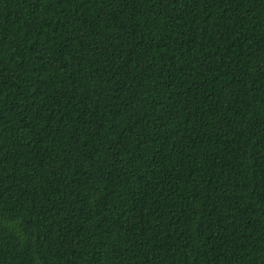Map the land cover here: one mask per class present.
<instances>
[{"label": "trees", "instance_id": "trees-1", "mask_svg": "<svg viewBox=\"0 0 264 264\" xmlns=\"http://www.w3.org/2000/svg\"><path fill=\"white\" fill-rule=\"evenodd\" d=\"M0 264H264V0H0Z\"/></svg>", "mask_w": 264, "mask_h": 264}]
</instances>
